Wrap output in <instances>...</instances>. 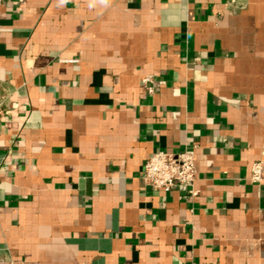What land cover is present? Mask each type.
Wrapping results in <instances>:
<instances>
[{"label": "crops", "instance_id": "1", "mask_svg": "<svg viewBox=\"0 0 264 264\" xmlns=\"http://www.w3.org/2000/svg\"><path fill=\"white\" fill-rule=\"evenodd\" d=\"M0 97V264H264V0H3Z\"/></svg>", "mask_w": 264, "mask_h": 264}, {"label": "built area", "instance_id": "2", "mask_svg": "<svg viewBox=\"0 0 264 264\" xmlns=\"http://www.w3.org/2000/svg\"><path fill=\"white\" fill-rule=\"evenodd\" d=\"M3 0H0V7ZM76 62V61H72ZM163 84L152 75L146 76L142 83L147 93H154L155 83ZM4 103L0 97V117L4 114ZM143 178L145 183L155 191L171 192L175 187H180L186 192V198L198 195L195 188L196 172L195 159L192 153L185 151L180 154L158 151L153 153L143 165ZM250 180L261 183L264 180V161L255 162L251 169Z\"/></svg>", "mask_w": 264, "mask_h": 264}]
</instances>
